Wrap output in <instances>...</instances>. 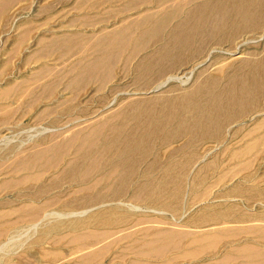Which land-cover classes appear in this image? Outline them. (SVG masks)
I'll use <instances>...</instances> for the list:
<instances>
[{
	"label": "bare ground",
	"instance_id": "1",
	"mask_svg": "<svg viewBox=\"0 0 264 264\" xmlns=\"http://www.w3.org/2000/svg\"><path fill=\"white\" fill-rule=\"evenodd\" d=\"M19 1L0 0V20L1 18L5 19L4 15ZM114 1L117 0H82L79 4L91 3L92 6H96L102 2ZM251 5L255 6V9L250 8ZM132 6V0L130 2L128 0L123 8L131 9ZM183 6L182 3H178L173 6L172 10L159 16L147 15L139 22L132 21L115 32H107L98 37L92 44V47L98 51V55L90 61L82 62L81 67L74 71L66 83V86L73 89V92L80 91L81 85L87 80L94 79L104 85L113 79L117 50L125 47L127 40L132 36L137 39L136 50H143L153 42L157 45L163 42L162 46H157L155 50L156 55L159 56L158 60L154 61L152 56L147 55L141 63L136 65L137 70L144 66L143 63L149 64V67L143 71L144 76L141 78V84L138 85L141 90L135 94H143L142 91L149 88H155L151 89L152 91L168 89L161 91L160 95L147 98L135 97L132 100L130 98V101L128 100L129 102L122 108L123 110H119L120 105L118 110L111 111L108 107H102L88 111V113L85 111L86 113L82 114L79 119L83 123L84 121H96L97 118L99 120L108 119L107 122L98 126H93L94 122L88 123L90 127H86V131L75 134L72 140L63 147V149H68L69 145L75 141V144H79L77 152L86 153L82 157L65 159L64 156L59 157V154H47L48 148H45L32 151L21 161H16V164H13L15 167L9 171L10 174L29 170H36V174H27L19 179L3 180L0 186L9 187L12 184L19 186L39 181V178H42L41 173L43 174L47 168L46 165L41 164L45 159L55 160L46 171L55 168L63 161L65 164L59 173L56 172L58 174L54 177V181L43 183L39 190L31 196L44 195L54 187V184H58V182L60 184L61 181L73 182L78 178L81 186L66 194H53L40 204L2 203L0 205V264H53L60 260L61 254L64 255L66 246H68L70 254L74 255L75 262L73 264H104L113 246H118L120 249L111 254L108 264H179L190 262L202 255L213 257V264H264V248L258 245H264V242H260L261 239H264L263 220L257 221L263 223L246 224L247 226H244L238 235L227 234L230 229H227L228 226H223L225 222L248 223L245 219H228L237 214L238 204L224 202L222 203L224 207L213 206V210L211 205L205 201L203 193L206 190L201 192L194 188L191 191V197L185 190L189 182H192L195 187L200 179H211L213 172L216 173L214 184H221L224 181L225 173L220 171L221 157L223 156L220 155L228 153L224 148L225 142H223V136L226 134L225 129L229 122L235 123L243 117L242 112L246 114L260 108L258 105L256 108L255 104L259 102V96L264 91V59L255 63L251 62L253 64L249 67L250 61L241 62L240 65L247 67V70L243 74H236L233 82L225 83L220 87H218V81L214 80L204 87L199 85L193 89L190 88L191 90H184L185 92L182 94L170 95L172 87H169V84L176 82L179 76H172L173 74L168 76L170 74L168 73L166 79L160 81L161 76H164L169 70L179 67L180 64L188 60L199 58L200 55L203 56L211 41L217 45H224L241 32H245L246 28L257 29L261 25L263 27L264 18L261 16V11L264 9V0H211L186 10ZM169 19H179V21L172 27L168 39L163 40L161 31L170 24ZM144 24L148 28L136 32L137 27H143ZM231 24L235 27L228 30L227 26ZM34 25L35 22H16L17 31L25 28L23 33H17V41L14 44L19 46L17 47L19 52L24 41L28 39L27 34L29 35L30 30L35 27ZM262 38L264 39V32ZM84 39L87 37L66 34L40 38V48L31 52L30 55L28 54V62L35 58L38 61L50 54H58L60 58L61 56L63 58L65 54L73 53L84 46ZM256 42L258 41H245L242 44L235 42L238 46L236 49H239L241 45ZM201 50L203 53H199ZM207 55L204 58H207ZM153 63L154 65H152ZM33 71V79L34 77L35 79L50 77L48 63H42ZM223 72L224 67H220L216 74L219 75ZM190 73L189 75H191ZM187 77L189 80L191 76ZM29 80L28 77L22 84H13L11 81L6 88L0 90V99H9L13 94L21 92L20 90L23 91V86L32 82ZM186 84H188L187 80L182 85ZM49 85L50 83L41 89V96L51 98L55 94L56 90L52 91ZM208 93L211 94V97L207 96ZM163 97L169 98L165 100ZM117 99L109 101L108 106L117 103ZM55 102L60 107L66 102V98ZM30 105L32 106L33 102ZM57 106L56 108H58ZM149 106H153L152 112H147ZM51 110L50 107L41 109L38 117L48 118ZM165 110L172 111V113L169 114ZM137 111L142 112L137 117L138 120L129 124L131 119L129 115ZM181 111L190 113V117L182 115ZM7 113L0 114V125L6 122ZM260 114L258 113L259 116ZM255 120L256 123L246 135L254 134L264 127V117L260 119L256 117ZM54 121L57 119L55 118ZM72 124L81 123L76 120ZM171 125L175 126L174 132H169ZM63 128L49 133L43 137V140L45 138L52 139L58 135V132H62L60 130ZM179 135L208 142L207 147H204L205 154L213 155L209 159H206L207 156H201V161L195 162L194 166H191V160L195 158L194 154H199L194 150L182 161L170 158L171 161L164 166H160L156 159L143 167L142 180L140 178L137 182L136 177L140 175L144 161L135 160L129 154L130 150L139 144L143 148L153 138H163L166 142ZM238 135H240V130L236 128L230 134L231 140L237 139ZM105 140L109 150L100 147ZM121 141L124 142L123 148L119 146ZM261 141L260 136V138L247 142L242 148L232 149L230 151L231 162H235L241 157L240 154L246 155L254 152ZM212 143L217 146L212 147L210 145ZM3 151L4 149L0 150V154H3L0 155V171L5 157L12 152V149ZM154 169L158 175L152 177L150 174ZM236 169L238 168L236 167ZM61 175H64L65 178L60 179ZM131 189L133 194L130 199H124L127 191ZM240 190L241 187L236 184L229 190V193L235 194ZM185 194L188 195V198L190 197L189 201L194 205L191 206L188 201L190 207L183 211ZM257 196L264 199V190L260 189ZM195 207L199 211L192 215L189 214ZM243 213H247V211ZM252 213L262 217L264 209H259L257 212L254 210ZM165 214H169L170 217L163 216ZM183 219L184 221H182ZM179 225L185 227H179ZM193 225L202 228V230L189 229ZM71 226H75L76 230H67ZM56 230L61 233L50 234ZM242 235L252 236L253 243L251 241H234L237 238H242ZM186 239H188L187 242ZM235 242L239 244L235 245ZM128 254L134 255L133 258ZM167 257L169 259L163 261ZM149 260L153 262H149Z\"/></svg>",
	"mask_w": 264,
	"mask_h": 264
},
{
	"label": "rangeland",
	"instance_id": "2",
	"mask_svg": "<svg viewBox=\"0 0 264 264\" xmlns=\"http://www.w3.org/2000/svg\"><path fill=\"white\" fill-rule=\"evenodd\" d=\"M130 1L131 0H129V2ZM206 1L209 2L211 0H132L133 8L131 9L123 8V5L127 3L128 0L102 2L96 6H92L91 3L79 4L80 2H82V0H20L19 2H17L9 10V12L4 15L5 19L1 18L0 20V90L6 88L11 81H13V84H22L29 77V81L32 82H28L29 85L27 84V86H23V91L20 90L21 92L19 93H17L16 91L17 94H13L9 99H0V114L8 112V116L5 120L6 122H3V124L0 125V150L4 149V151H7L9 149H12V152H10L8 156L5 157V161L2 164L3 170L1 169L0 171V183L3 180H8L11 178L19 179L27 174H36V170L19 171L17 174H10L9 172L15 167V165L13 164H16V161H21L28 154L35 150L48 148L47 154H59V157L62 158L64 156L65 159H73L84 156L86 154L85 152H77L76 149L79 147V144H75V141H73L69 145L70 147L68 149H63V147L67 144V142L72 140L75 134H80L81 132L86 131V129L90 127L88 126V123L94 122L93 126H98L107 122L108 119L107 118L99 120L97 118L96 121H84L83 123V121H80L79 119L81 118L82 114L86 113L85 111H87L88 113V111H94L102 107H108L111 111L118 110L120 105L121 106L119 110H123L122 108H124L127 102L130 101V98L132 100L135 97L147 98L153 95H160L159 93L161 91L168 89L165 88L161 90L152 91L155 88H149L144 89V91H142L143 94H135L138 93L139 90H141L139 89L138 85L141 84V78L144 76L143 71L146 69V67H149V64L143 63L144 66L141 67V69L137 70L136 65L141 63L143 58L147 55L152 56L154 61L158 60L159 56L156 55L155 50L157 46H162L163 42L158 43V45L153 42L150 46L143 50H136L135 46L137 39L135 36H132L129 37V39L127 40V45L125 47L117 50V56L115 58V68L113 71V79H111L104 85L94 79L87 80L83 85H81L80 91L73 92V89L67 87L66 83L68 82L69 78H71L74 71L81 67L82 62L90 61L92 58L98 55V51L96 50V48L92 47V44L96 41L98 37L106 34L107 32H115L123 28L125 25L132 23V21L139 22L144 19L147 15L159 16L164 12L172 10L173 6L178 3H182L184 5V9L186 10L191 7L194 8L196 5H200ZM252 5L249 7L255 9V6L252 7ZM261 12V16L264 18V9ZM181 18L179 19L181 20ZM179 19H169L170 24H168L163 29V31H161V38L163 40L168 39L172 27L176 25V23H178ZM16 22H35V27L33 28V30H30L31 32H29V35L27 34L28 39L24 41L20 52L19 48H17L19 46H15L14 44L17 41V33H23L25 28H23V30L20 29L19 31H17ZM261 26L259 28L257 27V29L254 27L246 28L248 31L245 29L246 31H243L244 33L241 32V34L237 35V37H233L231 39L232 42L231 40H229L227 43H224V45H217L214 41H211V44L206 47L207 49L204 51L203 56L200 55L199 58H193L183 64H180L179 67H175L174 69L169 70L164 76H161L160 81H164L168 73H170L168 74V76L172 74V76H179L177 80L180 82L176 80V82L169 84V87H172V90L170 91L171 93H169L170 95H177L179 93L182 94L187 90H191L190 88L193 89L195 88V86L199 85H201V87H204V85H207L211 81L213 82L214 80L218 81V87H220L221 85H225V83L233 82V80L235 79L234 76H236V74H243V72L247 70V67H243V65H240L241 62L250 61V64H248L249 67L253 63L259 62L264 59V39H261V36L264 32V25L263 27ZM234 27L235 26H232L231 24L227 26V29L231 30ZM146 28H148L146 24H144L143 27L138 26L136 32H139ZM253 29L256 30L253 31ZM60 34L80 35L82 37H87V39L83 40L85 41L84 46L75 50V52L73 53L65 54L63 58L62 56L60 58L58 54H50L45 58L39 59L38 61L35 58L31 62H28V54L30 55L31 52H34L40 48V38H49L53 35ZM252 40H256L258 42L246 45L244 44L239 46V49H236L238 47L236 43L242 44L245 41L248 42ZM215 49L218 51H216ZM201 52L203 53V50H201L199 53ZM206 55L208 57L204 58L206 57ZM203 62L204 64H202ZM251 62L253 63L251 64ZM42 63H48V65L50 66V71L48 72L50 77L46 79H35L34 77V80L32 75L34 72L33 70L41 66ZM152 65H154V63ZM220 67H224V72L218 75L216 73ZM192 70L193 72L190 73ZM189 73L191 75H189ZM182 75L184 76L182 77ZM186 76L191 77L188 80V77L186 78ZM186 80L188 84L183 86L182 84L186 82ZM39 82H41V84H38ZM49 83L51 90H56V92L51 98H45L46 96H41V89ZM207 96L211 97V94L208 93ZM65 98L66 102L62 106L58 107L55 101L63 99L65 100ZM114 98H118L117 103L108 106L109 101H112ZM163 98L167 100V98L169 97ZM32 102L33 105L31 106L30 104ZM257 103L255 104V107L258 108V105L260 106L259 109L248 112L246 114L245 112H242L243 117H241L235 123L229 122L227 124V127L225 129L226 134L223 136V142H225L224 148L227 150L228 153L220 155L223 156L221 157L222 167L220 171L226 173L227 167L232 166L233 163H236L235 160H233L235 162H231L232 159L230 151L232 149L242 148L246 145L247 142H250L252 139L260 138L261 136L262 141L257 145L255 151L251 154H258L254 159V162L257 164V166H259V173H261V178L259 181L260 188L264 189V127L255 132L254 134L246 135L251 131L252 126H254V123H256L255 118L257 117V119H260L261 117H264V107H261L264 106V91L263 94L259 96V102ZM56 106L58 108H56ZM46 107L52 108L48 115V118L38 117L40 110ZM152 108L153 106H149V108H147V112H152ZM166 112L169 114L172 113V111ZM141 113L142 112L139 113V111L132 112L129 115V117H131L130 123L129 121L128 123H135L136 120H138L137 117H139ZM183 113L181 111L182 115L189 117L191 115L187 112ZM258 113H261L260 116L258 115ZM55 118L57 119V121H54ZM75 119L81 124H72L76 122ZM59 128H63V130H60L62 132H58V135L54 136L52 139L45 138L43 140L44 136H47L49 133L59 130ZM236 128L240 130V135H238L237 139L231 140L230 134ZM174 131L175 126L171 125L169 127V132ZM208 144V142L197 141L190 136L179 135L166 142H164L163 138H153L151 141H149L147 145L145 144L143 148H141L140 144L137 145L136 147L132 148L129 152V154H131L135 160L144 161V165L142 164V167L140 169V175L137 176L138 178L136 177V179H138L136 181L138 182L143 176V173H141L143 167H145L148 163L150 164L151 162L156 161V159L159 161L160 166H164L169 161H171L170 158L176 160L180 159V161H182L193 150L194 152H198L199 154H194L195 158L191 160V166H194L195 162L197 163L201 161V156H207L206 159L211 158L213 154H205L204 147H207ZM210 145L214 148L217 146V144L215 145L214 143ZM119 146H121L120 148H123L124 142L121 141L119 143ZM100 147L104 150H109V146L106 140L101 144ZM54 161V159H51L49 161L45 159L41 162V164L46 165V167L48 168L54 163ZM64 164L65 161H63V163L57 164L55 168H51L48 171H46V168L45 172L43 174L41 173L42 178H39V181L37 182H30L28 184H21L19 186L12 184L13 187H11L12 185L9 187L5 185L0 186V205L2 203H12L15 205L28 203L40 204L53 194H66L69 193L72 189H78L81 186V183L77 178L75 181H73L74 183L61 181V183L59 184L58 182V184H54V187H52L44 195H41L39 197L31 196V194H35V192L39 190L43 183H51L52 181H54V177L60 172ZM215 174L216 173L213 172V174L211 175V179H200L195 187L192 182H189L185 190L186 192H188V194H190V197L192 196L191 191H193L194 188H197L196 191L201 192H204L206 190L208 192L205 193V191L203 193L205 194L204 196L206 203L208 202L207 204H209L211 202H214L216 204L214 206H217L216 208H221L224 207L222 206V203L225 202L222 198H225V196H227L226 191L228 189V186L233 184V182L236 181V178H234L235 180H233V182H221V184L219 183L216 185L214 184ZM150 175L152 177H155L158 175V172L156 171V169H154ZM59 178L63 179L65 177L64 175H61ZM132 194V189L127 191L124 199L129 200ZM238 195L239 194L232 195L231 197H235L233 198V200L239 203L240 200H238ZM190 197L188 198V195L185 194L184 211L187 210V207H190L188 205ZM189 204L191 206L194 205L191 203V201H189ZM258 208L263 209L262 206H259ZM195 211H198L197 207ZM236 213H241L240 206L236 208ZM163 216L167 218L170 217L169 214H165ZM252 223L257 224L263 222L255 221L245 223L234 221L225 222L223 226H228L227 229H230L227 234L238 235L239 231H241L244 226H247L246 224ZM179 227L185 226L179 225ZM67 230L75 231L76 229L75 226H71ZM58 233H61V231L56 230L50 232V234L52 235ZM225 240L230 241L233 239ZM250 240L237 238L234 241L245 242ZM185 241L187 242L188 239H186ZM260 242L263 243L264 239H261ZM238 244L239 243L235 242V245ZM67 248L68 246H66L63 252L65 256L62 254L61 256H59L61 261L59 260L58 262H53V264H73L75 262V259L73 258L74 255H71ZM119 249L120 248L118 246H113L109 251L108 257L105 259L104 264H108L111 254L119 251ZM128 256L133 258L134 255L128 254ZM169 257L165 258L163 261H167ZM203 257L209 256L202 255L199 258H196L190 262H181L179 264H213V257H209L208 260L204 262H197V260ZM69 259L71 260L65 261ZM149 262L153 261L149 260Z\"/></svg>",
	"mask_w": 264,
	"mask_h": 264
},
{
	"label": "crops",
	"instance_id": "3",
	"mask_svg": "<svg viewBox=\"0 0 264 264\" xmlns=\"http://www.w3.org/2000/svg\"><path fill=\"white\" fill-rule=\"evenodd\" d=\"M240 156L241 157H239L236 160V163H233L232 166L227 167L226 173L225 174L223 173L224 174V181L223 182H225V183H227V182L229 183L230 181L233 182V180H235L234 178H236V181L233 182V184H231V185L229 184L230 186H228V189L226 191L227 196H225V198H222V199L227 203L233 202V203L238 204V206L241 207V213L234 215V216H232V218H228V219L229 220H231V219L232 220L245 219L246 222L259 221V220L264 221V215H261L262 217H260V215H254L252 213V212H254V210H256V212H257V210H259V208H258L259 206H262L264 209V206H263L264 205V199H260V197L257 196V195H259V191L261 189L260 183H259L260 178H261L260 177L261 173H259L260 169H259V166H257V164L254 162V159L256 158L257 155L256 154H246V155L240 154ZM250 159H252V160H250ZM242 163L244 165H241ZM235 164H236V166H235ZM240 165H241V167H240ZM236 167L238 169H236ZM233 172H235V173H233ZM206 180H207V178H206ZM236 184H238L241 187V190L236 192V194H239L238 195L239 196L238 200H240L239 203L235 202V200H233V198H235V197H231L232 195H236V194L229 193V190ZM262 190H264V189H262ZM261 200H262V202H261ZM213 203L212 202L209 203V205H211L212 208L214 205H216L215 203L214 204ZM261 204H263V205H261ZM184 209H183V211H184ZM195 210H196V207L189 214L192 215V214L197 213ZM244 211H247V213H243ZM184 219L182 221H184ZM197 228L198 227H195L193 225V227L191 229L202 230V228H199V229H197ZM251 237L252 236L242 235V238L244 240H250V239H252ZM251 242L253 243V241H251ZM258 245L264 248L263 244H258ZM208 258L209 257H203V258L197 260V262H204V261L208 260ZM161 261L162 260H159V262H161Z\"/></svg>",
	"mask_w": 264,
	"mask_h": 264
}]
</instances>
